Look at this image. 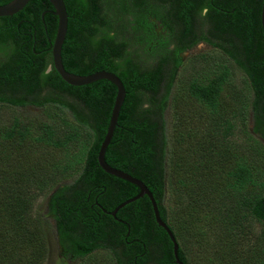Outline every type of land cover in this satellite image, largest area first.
<instances>
[{"label": "trees", "instance_id": "trees-1", "mask_svg": "<svg viewBox=\"0 0 264 264\" xmlns=\"http://www.w3.org/2000/svg\"><path fill=\"white\" fill-rule=\"evenodd\" d=\"M262 1L222 0L226 10L219 13L207 0H63L64 69L114 73L125 89L105 161L146 185L183 264H264ZM151 19L160 22L166 39H156ZM56 28L47 0H30L20 12L0 18V103L52 104L61 112L44 119L15 116L0 129V264H44L48 216L64 257L75 264H176L147 197L115 216L101 213L92 220L80 212L96 193L113 212L139 190L97 163L116 88L106 80L80 87L64 83L52 65ZM200 42L232 63L199 66L208 70L203 81L185 80L186 95H179L172 89L181 54ZM234 69L241 72L238 85L230 81ZM168 101L179 112L180 126L201 111L196 129L184 128L170 141L163 118ZM250 111L254 123L248 130ZM67 112L77 125L64 119ZM235 121L245 136L240 143L233 140ZM67 180L70 185L50 195L46 217L38 215L36 201ZM166 190L175 200L169 212L163 206ZM213 224L217 249L201 255L198 247ZM98 250L103 253L96 259L91 253Z\"/></svg>", "mask_w": 264, "mask_h": 264}, {"label": "rangeland", "instance_id": "rangeland-1", "mask_svg": "<svg viewBox=\"0 0 264 264\" xmlns=\"http://www.w3.org/2000/svg\"><path fill=\"white\" fill-rule=\"evenodd\" d=\"M151 22L153 23L151 31H153L156 34V39L158 40H164L166 39L167 34L165 33V30L163 27L160 25V22L155 21L151 19ZM181 59H182V64L177 72V76L174 80V86L172 90H175V92H178L179 95H184L183 93V87L184 84L183 82L185 80H198V81H203V76L205 73H207L208 70L203 67L205 65L206 67L208 64L211 65V62H215L217 64H226V63H232V60L229 56H226L223 54L220 50L217 48L213 47L212 45L208 43H203L200 42L198 45L194 46L188 51H185L181 54ZM193 63V67H190V64ZM201 66V67H199ZM214 69H217V67H214ZM232 72L233 75L231 77V82L233 85H238L240 83V71L238 69H234ZM182 82V83H181ZM174 93V92H173ZM186 95V94H185ZM184 95V96H185ZM175 109L171 106V102L168 101V104L165 107V110L163 112V118L165 121L164 125V136L167 139V141L171 140L173 134L179 136L182 134V131L184 128L187 129H196L197 125L199 124V111H194V119L189 117L187 122L179 125L180 119H179V112L175 114ZM203 110L206 114L208 113V110L200 109ZM15 116H27L29 118H39V119H44L47 117H60L61 112L58 111V108L52 104H47L43 107H37L34 105H26V106H9L6 104L0 103V129L4 128L10 121L11 119ZM66 121H71L75 125L77 123L75 122L73 116L70 113H64L62 115ZM176 116L178 118H176ZM193 119V120H191ZM178 122V130L174 131L175 129V123ZM197 122V123H196ZM254 119L252 118L251 111L248 115V117L245 119V125L247 126L248 130L253 127ZM199 126V125H198ZM235 127V136L233 137V140H235V143H240L243 142L245 136L243 134H240L241 130V123L240 121H235L234 123ZM202 130V129H200ZM198 131V130H197ZM196 131V132H197ZM257 138L260 139L261 137L259 134L255 135ZM72 150V149H71ZM73 154V153H69ZM66 155V154H65ZM185 167H182L184 169ZM185 174V173H184ZM184 174H178L176 175L178 178H181L184 176ZM71 184V180L64 181L60 183L57 187L52 188L48 194H45L43 197H40L35 204V211L37 212L38 215L41 217H46L48 214V200L51 194H53L56 191V188L59 186L65 187L67 185ZM175 203L174 198L167 192L165 194V199L163 201V206L167 208L168 212L170 211L169 209H172L173 205ZM48 219V227H47V241H48V246H49V253L48 257L45 261L44 264H75L74 260L71 259V257H64V250L61 247V245L58 242L57 239V234L56 230L54 228V222L52 220L51 216L47 217ZM216 226V227H215ZM203 229L207 230L208 228L204 225L201 226ZM211 232L209 238L207 235L206 241H204L201 245V248L198 247V252L202 255L204 254V250L206 253H212L214 250H216V244L215 240L218 239V228L217 225L213 224L212 225ZM258 229V227L256 228ZM191 248L196 249V244L194 242L190 241ZM103 253L102 250L95 251L94 253H91V256L95 257L96 259H99Z\"/></svg>", "mask_w": 264, "mask_h": 264}, {"label": "water", "instance_id": "water-1", "mask_svg": "<svg viewBox=\"0 0 264 264\" xmlns=\"http://www.w3.org/2000/svg\"><path fill=\"white\" fill-rule=\"evenodd\" d=\"M30 0H11L8 3L4 5H0V18L2 17H11L14 14L20 12L29 2ZM50 5L53 8V14L57 17V28H56V34L54 42L51 46V57H52V65L55 72L59 75L61 80L66 83L69 86L72 87H80L89 85L91 83L100 81V80H106L110 82L115 88H116V97L114 100V104L111 110L110 120L108 123L107 131L104 136V139L100 145V148L98 150L97 154V163L100 169L105 172L106 174L113 176L115 178H118L122 181L128 182L129 184H132L133 186H136L139 190L138 195H136L133 198H130L124 202H122L120 205L117 206V208L111 212V216H115L116 212L123 208L124 206L142 198L143 196H146L152 205L153 213H154V219L159 227H161L167 236L169 237L172 245H173V257L175 259L176 264H183L181 260L178 257V244L176 242V239L174 235L172 234L171 230L167 226V224L161 220L157 208V204L152 196V193L149 191V189L144 185L142 181H140L137 178L132 177L131 175L118 170L116 168L111 167L108 165L105 161V152L108 147V145L111 142L117 120L119 117V112L121 109V106L123 104L124 98H125V89L121 82V80L114 74L106 71H98L90 75H76L70 72H67L62 64L61 60V49L62 45L65 39V35L67 32V21L68 16L66 12V7L63 2V0H47ZM260 23L262 32L264 35V0L261 4V13H260Z\"/></svg>", "mask_w": 264, "mask_h": 264}, {"label": "flooded vegetation", "instance_id": "flooded-vegetation-1", "mask_svg": "<svg viewBox=\"0 0 264 264\" xmlns=\"http://www.w3.org/2000/svg\"><path fill=\"white\" fill-rule=\"evenodd\" d=\"M207 2L215 3L216 4V11L219 12V13L224 12L226 10V6L222 2V0H220V1L219 0H207ZM219 2H221V3L219 4ZM223 7H225V8H223ZM48 71H49V69H48ZM105 190L107 191V189H105ZM136 195H138V192H137ZM144 197H146V196H143L142 198H140V201H143ZM99 199H101V196H98L97 193L94 194L92 199L90 200V204L88 205V207H84L83 210L80 211L81 213H83V211H85V213H83V215L86 216L87 219L90 218V219L94 220V215L96 217L97 216L100 217L101 213H103L105 216L110 215L111 211L107 210L108 206L104 205V204L102 205L101 203H99ZM81 204H82V202H81ZM97 220H99V218ZM86 224H89V223H86ZM92 224H90V225L92 226ZM82 225H84V224H82ZM82 225H80V226H82ZM132 244H134V243L132 242L131 245Z\"/></svg>", "mask_w": 264, "mask_h": 264}]
</instances>
